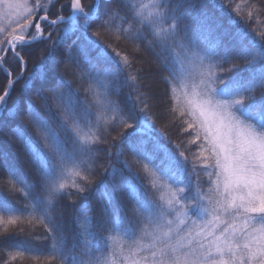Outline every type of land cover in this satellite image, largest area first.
Wrapping results in <instances>:
<instances>
[{
  "label": "snow or ice",
  "instance_id": "1",
  "mask_svg": "<svg viewBox=\"0 0 264 264\" xmlns=\"http://www.w3.org/2000/svg\"><path fill=\"white\" fill-rule=\"evenodd\" d=\"M0 20V264H264V0Z\"/></svg>",
  "mask_w": 264,
  "mask_h": 264
},
{
  "label": "trees",
  "instance_id": "2",
  "mask_svg": "<svg viewBox=\"0 0 264 264\" xmlns=\"http://www.w3.org/2000/svg\"><path fill=\"white\" fill-rule=\"evenodd\" d=\"M29 2H30V0H29ZM45 2H46V0H45ZM123 46H124L125 48H127L129 52H132V46H131V45H123ZM12 68H13V70H15V65H14V64L12 65ZM3 84H4V76H3L2 73H0V87H2ZM160 87L162 88L163 86L161 85ZM162 123H164V122H161V124H162ZM160 126H161V125L158 124V127H160ZM168 131H169L170 134H173V138H175V137H174V129L169 128ZM205 179H207V178L205 177ZM85 215H86V214H85ZM36 223L39 224V221H37ZM82 223H83V217L80 218V221H79V223H78L77 225H75V226L73 225V223H72V219H71V210L69 209V218H68V222H67V232H68V243H69V244L72 243V233H73V231H74L76 228H79V227L82 225ZM22 224H23L25 227H29V228L33 227V225H29V224L27 223V220H23V221H22ZM148 239H150V238H148ZM148 239H146V240L144 241L145 244L148 243ZM25 248L30 249V248H31V245H30V244H25ZM42 259H43V258H42ZM21 264H35V262L32 260L31 257L26 256V257L21 261ZM53 264H56V262L54 261Z\"/></svg>",
  "mask_w": 264,
  "mask_h": 264
},
{
  "label": "rangeland",
  "instance_id": "3",
  "mask_svg": "<svg viewBox=\"0 0 264 264\" xmlns=\"http://www.w3.org/2000/svg\"><path fill=\"white\" fill-rule=\"evenodd\" d=\"M8 21L7 20H0V27L7 26Z\"/></svg>",
  "mask_w": 264,
  "mask_h": 264
}]
</instances>
